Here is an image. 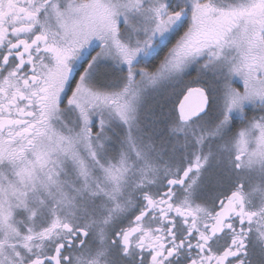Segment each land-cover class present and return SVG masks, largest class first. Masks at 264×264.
I'll use <instances>...</instances> for the list:
<instances>
[{
    "label": "snow or ice",
    "instance_id": "obj_1",
    "mask_svg": "<svg viewBox=\"0 0 264 264\" xmlns=\"http://www.w3.org/2000/svg\"><path fill=\"white\" fill-rule=\"evenodd\" d=\"M0 264H264V0H0Z\"/></svg>",
    "mask_w": 264,
    "mask_h": 264
},
{
    "label": "rangeland",
    "instance_id": "obj_2",
    "mask_svg": "<svg viewBox=\"0 0 264 264\" xmlns=\"http://www.w3.org/2000/svg\"><path fill=\"white\" fill-rule=\"evenodd\" d=\"M186 27H187V25H185L184 30H186ZM177 39H179V35H176L171 40V42L168 44L169 47H171L172 44H174ZM164 50H165V48H164ZM164 52L165 51H161L159 53L158 57H155L153 59L152 64H150L149 67H152L154 64L158 63L159 60L163 58ZM101 72L104 73L105 69L102 68ZM196 79H197L196 72L194 70H191L190 74L188 76L184 77V81L182 84H178L175 87H168L162 94L156 95L155 100L164 106L165 112L170 111L173 108L177 111V108H178L180 101L182 100L184 94H186L187 86H191L193 88L201 86V85H198L195 83H191L192 81H194ZM237 86L241 87V85L239 83H237Z\"/></svg>",
    "mask_w": 264,
    "mask_h": 264
},
{
    "label": "flooded vegetation",
    "instance_id": "obj_3",
    "mask_svg": "<svg viewBox=\"0 0 264 264\" xmlns=\"http://www.w3.org/2000/svg\"><path fill=\"white\" fill-rule=\"evenodd\" d=\"M183 31H184V29H182L177 35H181L183 33ZM167 47H169V45H167ZM167 47L165 48V50L163 49L162 51L166 52L167 51ZM93 54H95V53H93ZM156 57H158V56H156ZM253 114H254V112H252V111L249 112V115H253Z\"/></svg>",
    "mask_w": 264,
    "mask_h": 264
},
{
    "label": "water",
    "instance_id": "obj_4",
    "mask_svg": "<svg viewBox=\"0 0 264 264\" xmlns=\"http://www.w3.org/2000/svg\"><path fill=\"white\" fill-rule=\"evenodd\" d=\"M183 101V98H182V100L180 101V103ZM180 103H179V105H180ZM179 105H178V111H179Z\"/></svg>",
    "mask_w": 264,
    "mask_h": 264
}]
</instances>
